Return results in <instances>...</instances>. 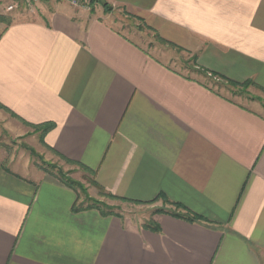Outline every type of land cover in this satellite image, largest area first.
I'll list each match as a JSON object with an SVG mask.
<instances>
[{
	"label": "crops",
	"instance_id": "1",
	"mask_svg": "<svg viewBox=\"0 0 264 264\" xmlns=\"http://www.w3.org/2000/svg\"><path fill=\"white\" fill-rule=\"evenodd\" d=\"M102 1L0 30V124L116 199L204 221L132 226L0 150V264H264V114L199 80L264 94V0Z\"/></svg>",
	"mask_w": 264,
	"mask_h": 264
},
{
	"label": "rangeland",
	"instance_id": "2",
	"mask_svg": "<svg viewBox=\"0 0 264 264\" xmlns=\"http://www.w3.org/2000/svg\"><path fill=\"white\" fill-rule=\"evenodd\" d=\"M51 2L65 3L62 0H35V2L31 1L28 4L25 0H12L9 1V3H13L14 8L8 12L5 10V4L4 6L2 4V7L0 8V17L4 20V22H0V30H3V28L6 26L16 22L38 19L41 12L44 13L48 10ZM86 3L90 8V0H87ZM103 3L105 2L102 0H97V3L91 6L90 11L93 12L102 9L108 10L109 7L107 6V8H104ZM63 6L66 7V5ZM119 20L121 21H118L119 23H117V25L121 28L128 29V31L126 30L128 34L136 33L137 30L135 27L133 30L130 29L131 26L128 25L126 18L120 17ZM144 33L147 34V32ZM135 35L138 36L137 33ZM145 42L147 44L150 42V40H145ZM181 58L182 64L186 63L185 58ZM199 80L207 84L216 93H219L225 98L241 105L254 107L264 114V94L256 91H248L246 88L230 86L228 83H224L208 76H203L202 78L199 77ZM255 102H257L259 106L254 105ZM0 150L9 157L16 155L18 158L23 157L25 160H30L35 166L47 170L60 181H66L67 184H77V191L83 200V206H98L99 208H108L112 212L118 213L125 217L127 221L128 218L134 220V222L131 223L132 226H137L136 223L139 222H146L147 226H150L152 224V216L156 214L157 210L172 209L170 206L163 204L162 201H155L148 205H138L110 199L105 196L103 191L99 190L94 185L92 176L88 171L79 166L68 164L59 157L48 153L42 147L40 141L38 140V136L36 138L30 135L22 138L10 136L3 130L1 124Z\"/></svg>",
	"mask_w": 264,
	"mask_h": 264
},
{
	"label": "trees",
	"instance_id": "3",
	"mask_svg": "<svg viewBox=\"0 0 264 264\" xmlns=\"http://www.w3.org/2000/svg\"><path fill=\"white\" fill-rule=\"evenodd\" d=\"M95 3H97V0H90V8H89V9H91V6L94 5ZM103 5H104V8H107V4H106V3H103ZM109 10H110V9H109ZM0 22H4V20H3L1 17H0ZM227 83H228L230 86L238 87V85H235L234 83H230V82H227ZM243 88H244V87H243ZM51 128H52V125H50V124H45V125H41V126L36 127L35 130L41 132V134L43 135V134L47 133L49 130H51ZM60 158H61V157H60ZM61 160H63L64 162H66V163H68V164L75 165V163H73V162H71V161H68V160H65V159H63V158H61ZM61 182H63L64 184L70 186L71 188L77 190V184H74V183H71V184L69 183V184H67L66 181H62V180H61ZM94 185H95L99 190L103 191V190H102L100 187H98L95 183H94ZM105 196L108 197V198H110V199H113V200H118V201H120V202H127V203H129L128 201H125V200H123V199H116L115 197H113V196H111V195H108V194H106V193H105ZM158 199H159L160 201H162L163 204L170 206L172 209H171V210L159 209V210L156 211V214H163V213L171 214V215H173L174 217H176V218H180V219L185 220V221H187V222H200V221H204L202 218H200V217H198V216H196V215H191V214H189V213H187V212L184 213V214L176 213V212L179 211V210H181V211L183 210V208H182L180 205L169 202L165 197H158ZM153 202H154V201L149 202V203H137V202H132V204L148 205V204H151V203H153ZM88 208L97 209V210L100 211V213H101L102 215H105V216H106V215L114 214V212H112L110 209L105 208V207L99 208L98 206H95V207H94V206H91V207H88ZM150 226L153 227V230H154V231H157V230H158V227H157L156 224L152 223Z\"/></svg>",
	"mask_w": 264,
	"mask_h": 264
},
{
	"label": "built area",
	"instance_id": "4",
	"mask_svg": "<svg viewBox=\"0 0 264 264\" xmlns=\"http://www.w3.org/2000/svg\"><path fill=\"white\" fill-rule=\"evenodd\" d=\"M9 1H12V0H0V4H3V6L5 4V10L7 12L13 10L14 8L13 3H9ZM25 1L28 4L31 1L35 2V0H25ZM62 1L69 4L73 8H81V9L89 10V6L86 3L87 0H62Z\"/></svg>",
	"mask_w": 264,
	"mask_h": 264
}]
</instances>
